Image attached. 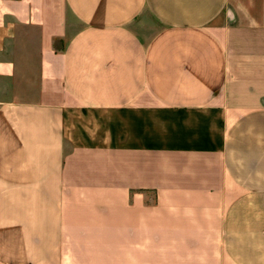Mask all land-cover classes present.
Wrapping results in <instances>:
<instances>
[{
  "label": "crops",
  "instance_id": "crops-1",
  "mask_svg": "<svg viewBox=\"0 0 264 264\" xmlns=\"http://www.w3.org/2000/svg\"><path fill=\"white\" fill-rule=\"evenodd\" d=\"M0 264H264V0H0Z\"/></svg>",
  "mask_w": 264,
  "mask_h": 264
},
{
  "label": "rangeland",
  "instance_id": "rangeland-1",
  "mask_svg": "<svg viewBox=\"0 0 264 264\" xmlns=\"http://www.w3.org/2000/svg\"><path fill=\"white\" fill-rule=\"evenodd\" d=\"M62 121L66 131L68 132L69 139L71 144L73 143L74 135L78 131V126L84 125L86 120L93 118L86 110L78 109L77 107H68L64 109V112L61 115ZM73 147V146H72Z\"/></svg>",
  "mask_w": 264,
  "mask_h": 264
}]
</instances>
